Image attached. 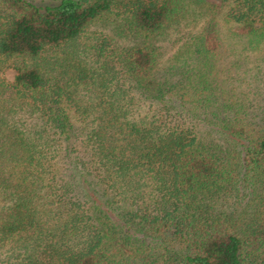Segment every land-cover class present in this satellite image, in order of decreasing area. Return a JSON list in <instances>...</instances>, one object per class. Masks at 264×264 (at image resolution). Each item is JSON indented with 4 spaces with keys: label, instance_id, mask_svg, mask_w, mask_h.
<instances>
[{
    "label": "trees",
    "instance_id": "obj_1",
    "mask_svg": "<svg viewBox=\"0 0 264 264\" xmlns=\"http://www.w3.org/2000/svg\"><path fill=\"white\" fill-rule=\"evenodd\" d=\"M0 264H264V0H0Z\"/></svg>",
    "mask_w": 264,
    "mask_h": 264
},
{
    "label": "rangeland",
    "instance_id": "obj_2",
    "mask_svg": "<svg viewBox=\"0 0 264 264\" xmlns=\"http://www.w3.org/2000/svg\"><path fill=\"white\" fill-rule=\"evenodd\" d=\"M169 36H170V38H173V34H170ZM158 44L161 45L162 48H164L166 50L167 53L163 57L164 58L163 60H166L167 58H169L172 55L174 49H173V47H171L169 45V41L168 40L166 42H164V41L159 42ZM5 76L7 77L8 80H12L13 77H14V72L11 69H8V70L5 71Z\"/></svg>",
    "mask_w": 264,
    "mask_h": 264
}]
</instances>
